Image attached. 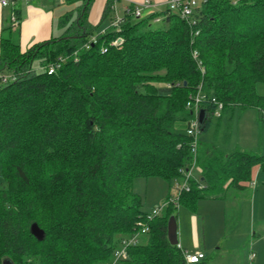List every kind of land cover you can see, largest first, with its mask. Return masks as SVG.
<instances>
[{
	"label": "trees",
	"instance_id": "obj_1",
	"mask_svg": "<svg viewBox=\"0 0 264 264\" xmlns=\"http://www.w3.org/2000/svg\"><path fill=\"white\" fill-rule=\"evenodd\" d=\"M90 1L63 35L26 51L11 26L2 32L0 74L12 77L0 79V264H113L122 239L143 223L149 231L121 262L186 264L168 239L178 206L147 218L134 182L161 176L173 190L183 180L181 169L193 160L187 102L201 84L202 131L217 112L256 108L264 119L257 91L264 83V0H208L193 26L168 7L146 18L125 14L120 31L111 27L95 42L96 28L86 24ZM118 37L124 41L112 45ZM257 167L264 169V155L204 144L200 135V177L190 179L179 203L193 209L203 198L245 192ZM230 210L226 225L239 217L238 203ZM34 223L43 239L33 235Z\"/></svg>",
	"mask_w": 264,
	"mask_h": 264
},
{
	"label": "rangeland",
	"instance_id": "obj_2",
	"mask_svg": "<svg viewBox=\"0 0 264 264\" xmlns=\"http://www.w3.org/2000/svg\"><path fill=\"white\" fill-rule=\"evenodd\" d=\"M83 1L66 0L65 5L70 13L68 12L65 19H67L66 22L69 25L78 15V8L84 4ZM72 13L74 16L70 18ZM148 14L149 11L144 8L141 18L148 17L150 15ZM108 26L109 19L102 21L93 36L97 38L99 34H103L108 29ZM151 26L153 28H166L168 24L164 21H152ZM123 41L122 38L120 43ZM40 66L39 60L36 59L33 62V67L37 71H41ZM257 91L260 94H264V83L257 85ZM219 113L210 114L207 128L201 131V141L204 144L214 143L224 150L237 148L250 153L264 155V119L259 118L256 108H247L242 111L238 109L232 112L226 111L222 117H220ZM259 173H261L260 176H258ZM192 177L199 179L200 172L198 169L193 170ZM134 192L141 199V209L150 213L153 209L167 202L170 196L174 197L177 195L179 188L171 190L167 180L161 176L137 177L134 182ZM247 192V196L242 194L236 200L241 208V213L238 212V216L241 217H237L236 221L235 217L232 218V222L228 223L226 228L223 223H221L222 225L220 224L218 217L215 216L217 212L216 203L208 201V199L206 201L201 199L197 207L192 209L185 201L180 202L175 210L178 216L179 241L183 242L189 250H193L196 247L202 248L207 254L206 264H250V259H247L248 251L251 245L255 244V240L261 236L259 234L261 232L259 225L263 222V218L259 216L258 206L261 196L262 198L264 197V169L258 167L255 169L251 187L247 189ZM253 193L256 194L255 216H252V213L250 215V204H252L250 196ZM231 196L234 195L231 194ZM210 213H212V218L208 215ZM255 231L257 235L254 234ZM243 245H246L245 250L242 247ZM231 247L234 249L230 250L229 248ZM254 250L256 251V248ZM116 264L125 263L118 262ZM254 264H257V259Z\"/></svg>",
	"mask_w": 264,
	"mask_h": 264
},
{
	"label": "crops",
	"instance_id": "obj_3",
	"mask_svg": "<svg viewBox=\"0 0 264 264\" xmlns=\"http://www.w3.org/2000/svg\"><path fill=\"white\" fill-rule=\"evenodd\" d=\"M85 1V0H84ZM83 1V3H84ZM144 0H117V7L114 8L111 5V9L106 12L108 5H110L109 0H91L88 7L86 24H88V30L92 28H97L102 21L109 19L108 29L111 28L112 21L117 16H123L125 10L131 4H140ZM152 5L145 8L149 11V14L154 12L163 11L167 8V0H151ZM66 0H19L13 6H1L0 5V51H1V35L4 29L11 26L12 28V39L15 43L19 44L23 51L29 49L32 45L49 40L52 37H59L64 34L68 28V23L66 22V16L68 15L67 7L65 5ZM113 4V3H112ZM81 7L78 8V14ZM114 9V10H113ZM18 11V14L16 13ZM12 13L17 14V21L12 20ZM70 13V12H69ZM148 14V15H149ZM73 18L74 14H71ZM78 15L75 17V19ZM74 19V20H75ZM73 20V19H72ZM107 29V30H108ZM73 30V29H72ZM96 29L93 30V34ZM223 115H220L222 117ZM237 149V148H236ZM260 170V169H259ZM259 173L258 176H260ZM251 184L249 186V189ZM242 194L244 196L248 195V192H242L238 194L237 192L232 193L234 196H229L226 198H203V201H211L216 203L217 212L215 216L218 217L220 224L223 223L226 228V221L229 214L230 208L234 207L238 202L236 201ZM256 194L253 193L250 196L252 204H250V215L255 216L256 205H255ZM239 205V204H238ZM249 208V205H248ZM259 216L263 218V222L259 225L260 237L255 240V246L251 245L248 251L247 259H250V264L255 263L257 259V264H264V197L261 196V201L259 202ZM249 211V209H248ZM239 212L241 213V208L239 207ZM212 213L208 214L212 218ZM241 217V216H239ZM222 225V224H221ZM254 229V228H253ZM235 230V229H234ZM233 234V233H232ZM257 235V232H254ZM234 236V235H232ZM182 248L190 252L203 251L202 248L196 247L193 250H189L188 247L180 242ZM206 246V244H205ZM245 250L246 245L242 246ZM220 248V247H219ZM256 248V251L254 250ZM230 250L234 248H229ZM252 254L255 256L252 257ZM207 258V254H206ZM205 258V259H206ZM243 262V261H242Z\"/></svg>",
	"mask_w": 264,
	"mask_h": 264
},
{
	"label": "built area",
	"instance_id": "obj_4",
	"mask_svg": "<svg viewBox=\"0 0 264 264\" xmlns=\"http://www.w3.org/2000/svg\"><path fill=\"white\" fill-rule=\"evenodd\" d=\"M19 0H0L1 6H10L14 5ZM116 2L117 0H113L112 7L116 8ZM208 2V0H167V7L170 11L178 13L181 18L185 19V21L190 25L193 26L197 23L196 14L198 12V8H200L204 3ZM152 5L151 0H144L140 4H133V6H128L125 10V14H129L133 16V18H140L142 16V11L144 8H148ZM124 14V15H125ZM124 15L123 16H117L111 24V27L114 28L117 31L121 30V26L124 22ZM17 15L16 13H12V20L17 21ZM160 17L156 18V21H160ZM196 34H198V31H196ZM93 42L97 40L96 37L92 38ZM122 40V37H118L114 41H112V45L120 43ZM89 43H87L85 46L89 47ZM103 51H106V48H103ZM193 58L197 61L198 67L203 70V64L202 60L200 59V53L198 50H193L192 53ZM64 60V58H60L57 62L50 65L48 67V72L54 73L57 69V67L60 65V63ZM204 71V70H203ZM12 77V76H11ZM9 75H2L0 74L1 82L7 83L9 79L11 78ZM205 97L202 93V84L199 86L198 92L190 97V100L187 102V107L193 112V118L190 119L189 122V128H188V135L191 137V152L193 155V160L191 162L190 166L184 167L181 169L183 174V180L178 181L175 183V188H179V192H177V195L175 197L169 198L167 202L162 204V206L153 209L152 212L147 214V218L152 219L156 216H160L164 210L169 206V204L173 203L175 205H179V198L181 194L185 191L190 190V179L192 178V173L194 169H197V152H198V146L200 141V122H199V112L202 109V103L204 102ZM212 101L216 104H218L219 109L223 107V104L221 102H218L216 98H212ZM181 188V189H180ZM150 227L148 224L143 223L139 230L134 232L128 237H125L122 239L120 245L118 248H116L114 252V262L113 264H116L118 262H121L128 258V249L131 246H136L141 241V236L149 231ZM178 246L183 250L184 257L186 260V264H198L201 261H203L206 258V254L203 251H196V252H190L188 250H185L182 248L181 244L179 243ZM255 254H252V257Z\"/></svg>",
	"mask_w": 264,
	"mask_h": 264
},
{
	"label": "water",
	"instance_id": "obj_5",
	"mask_svg": "<svg viewBox=\"0 0 264 264\" xmlns=\"http://www.w3.org/2000/svg\"><path fill=\"white\" fill-rule=\"evenodd\" d=\"M207 118V112L204 108H202L199 112V122H200V130H203L204 122ZM31 231L34 236L38 239H43L45 235L44 229H42L37 223L32 224ZM168 239L171 244L178 245V222L174 215H171L168 221ZM3 264H13L10 259H5Z\"/></svg>",
	"mask_w": 264,
	"mask_h": 264
}]
</instances>
